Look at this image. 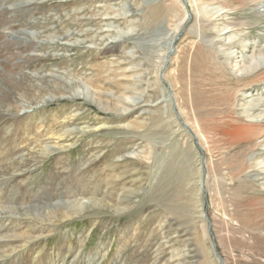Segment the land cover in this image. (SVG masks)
I'll return each mask as SVG.
<instances>
[{
  "label": "rangeland",
  "instance_id": "obj_1",
  "mask_svg": "<svg viewBox=\"0 0 264 264\" xmlns=\"http://www.w3.org/2000/svg\"><path fill=\"white\" fill-rule=\"evenodd\" d=\"M182 1L191 12L192 6ZM173 2L174 0H0V13L9 11L7 17L11 19L9 24L0 25V51L3 53L0 56V202L33 197L42 191L43 186L46 191L56 190L61 187V181L63 188L76 190L84 185L90 188L100 185L101 192L113 191V196L116 197L121 193L122 180L113 179V172L107 171L105 167L110 162L122 163V167L117 168L116 172L126 168L129 170L125 176L126 187L141 189L126 200L133 204L130 210L115 213L105 209L98 211L96 207L88 210L87 216L67 219L61 223L62 233L85 238V251L90 255L94 254L96 245L108 243L110 253L102 264H111L118 251L120 264H202L200 222L196 220L188 224L166 210L172 197V190L167 187L169 174L172 170L176 173L181 166L185 167L179 151H174L172 157L162 162L158 175L154 174L152 179V163L168 151L163 144L169 141L161 143L157 139L142 136L146 130L138 132L129 128L107 127L117 123L122 125L133 118L150 119L157 113L156 109L159 110L162 104L154 105L157 86L151 64L162 60L159 75L162 77V84L167 87V99L178 121L181 122V118L183 120L177 113L182 98L179 86L174 82L175 75L177 77L175 72L181 70V54L188 45L191 46L198 40L199 31L197 28H190L193 21L186 19L182 23L184 26L181 25L176 33L177 36H171L170 27L176 18L170 14L155 17L153 11L158 6ZM34 3L36 7L32 6ZM216 6L215 3H208L204 8L213 12ZM234 17L247 23L241 31H229L232 35L234 33L235 42L245 45V49L240 45L233 48L236 58L242 61L249 55L264 53V1L241 8L235 12ZM203 27L201 36L219 52V45H223L227 34L217 32V27L213 24L205 23ZM17 42L25 46L35 44L24 54L19 52ZM7 43H10V48H6ZM26 54L33 59L28 61ZM5 62L21 66L10 71ZM203 64L198 66L201 68L197 74L204 79L197 77L196 81L201 80L202 83L205 80V87H201L209 90L211 105L219 106L224 101L223 94H229L231 88L236 86L231 78L236 73L235 69L233 73L225 70L229 73L225 78L224 71L211 60L205 63L212 64L208 65L210 72ZM201 69L204 72H200ZM101 70V75H105L106 80H96L91 84L90 78L93 79L96 72ZM122 73L131 75V78L127 80ZM164 74L168 80L163 77ZM214 77H218V81ZM220 77L222 81L225 80L223 83ZM119 79L125 80L124 85L127 83L124 93L123 88L116 84ZM109 80L115 83L111 85ZM14 83H19L27 90L26 94ZM94 85L101 86L98 89L101 95ZM241 89L236 94L235 105L228 112L226 120H244L248 114L263 119L264 80ZM58 90L61 92L57 93ZM214 95L217 98L212 97ZM104 108L106 111H103ZM71 113L80 118L71 128L102 122H106L107 126L85 135L73 133L62 139L52 137L51 133H59L65 129L61 120L63 115ZM154 130L158 134L162 129L158 127ZM36 135L41 136L43 142H36ZM44 141L62 142L67 149L44 156ZM236 145L228 150L222 149L224 144L216 145L211 154L206 153L203 148L198 149L204 166L209 162L227 163V158L239 157L244 152L245 159L254 164V168L247 170L244 176L227 182L230 188L223 192L225 195L229 194L227 197L223 194L219 198L212 192L213 177L211 175L207 178L203 208L210 219L212 233H215L211 250H214V246V251L220 255V259H217L224 260L225 264H264V150L260 145L253 149L246 143ZM247 148L248 151H245ZM146 154L151 159L144 161L137 157ZM12 162L20 165L14 166ZM65 165L67 167L63 169ZM110 182L114 185L109 186ZM221 200L226 203L227 216L224 217L219 209ZM61 206V203H51L42 208L44 211L35 215L40 218L49 209ZM34 210L28 211L31 217ZM26 217L21 216L23 219ZM90 220L96 221L91 224ZM256 222H260L259 226ZM7 225L5 224V228L10 230L11 227ZM220 234L224 237L221 238ZM56 243L58 241L53 239L47 247L55 246ZM11 262L12 258H6L0 264H12Z\"/></svg>",
  "mask_w": 264,
  "mask_h": 264
},
{
  "label": "bare ground",
  "instance_id": "obj_2",
  "mask_svg": "<svg viewBox=\"0 0 264 264\" xmlns=\"http://www.w3.org/2000/svg\"><path fill=\"white\" fill-rule=\"evenodd\" d=\"M184 1L187 5L192 6L191 12L186 5L184 6V2L182 0H174L172 4H163L161 6H158L157 8H154V11L152 10L155 17H158L161 14L162 16L163 14H170L172 15V17L176 18L175 22L172 23L173 25L170 23L172 25L170 27L172 29V37L177 36L176 33L180 30L181 25H183L182 23L186 19H188V21L190 19V21H193L190 28H197V31H199L198 40L194 43L192 42L193 44L191 46L188 45V48L181 54V70L175 72L177 73V77L175 75L176 79L174 82L175 84H178L182 98V102L180 104V107L177 109V113H179V117H183V120L181 118V122L178 121L176 114L172 110V105L167 99V87L162 84V77H160L159 75V73H161L160 71H162V60L153 65L151 64V68L153 69L152 74L154 75V83L157 86V96H154L155 104H153L162 105L159 110L156 109L157 113L153 114L150 119L145 120L141 118H133L132 121L126 122L122 125L117 123V125L111 126H107L106 122L93 125L88 123L81 127L74 126L71 128L73 123L79 121L80 118L72 113L65 114V116L63 115V118L61 120L63 125H65V129H63L59 133H51V136L57 139H62L64 137L66 138L72 135L73 133L85 135L86 133L93 132L106 125L108 128L118 129L119 127H122L129 128L135 131L146 130L144 133L146 135L143 134L142 136H147L150 139L153 138V140L157 139L161 143H165V140H167V142L169 141L167 144H163V147L165 149L168 148V151H166L164 155H161L163 156L162 158L160 157L159 160H157L156 162L154 160V162L152 163V169L150 170L151 178L154 179V174H156V176L158 175V169L161 167L162 162H164L166 158L172 157L174 151L178 150L179 157L180 155L182 156L181 160L185 167L181 166V169L175 171L176 173H173L174 170H172L173 172L169 174L167 187L169 186L171 188L172 197L166 205V210L169 214L176 216L179 219H183L182 221L186 223L188 222V224L196 220L200 222V226L202 228V237L198 238L200 239L203 251L202 264H225L224 260L221 261L217 259V256L219 255L218 252L216 251V256V252L213 249L211 250V243H213L214 239L213 234L215 233H212L210 219L207 217L203 208V194L205 193V184L207 182V178L212 175L214 183L211 187L212 192H214L220 198L221 195L224 194L223 192L230 188V184H227V182L229 181L230 183V181H233L235 178L243 175L247 170L254 168V164H252L253 162L250 163L245 159L244 152V154L240 155L239 157L236 156L235 158H227L229 159V162L227 163L221 161V163L209 162L206 164V166H204V162L203 164L201 162L198 149L202 150L203 148L206 153L211 154L210 152L212 151L214 146L216 147V145L224 144V146L226 147L223 146L222 149L225 148L228 150L233 145L237 146L236 144L246 143V145H249L250 149H253L255 146L260 145L264 150V118H256L248 114L245 115L247 118L244 120L237 118H235L236 122L226 120V118L228 117V112H230L235 105L236 94L242 90L241 88L247 87L251 83L264 80V53L259 55L252 54L249 55L246 60L240 61L233 53V48L236 45L240 44L234 41V33L232 35V33L230 34L229 32L230 29L234 32L241 31L242 28L247 24L246 22L242 21V19L238 20L236 17H234L236 11H239L241 8L246 6L249 7L255 2H263L264 0ZM208 3L217 4V8H213V12H209L204 8ZM32 6L36 7L35 3ZM8 12L9 11L0 13V25H7L11 22V19L7 17ZM205 23L216 25L217 32H222V35L227 34V36H225V42L223 43V45H219L220 48L218 47L220 49L219 52L216 51L213 46L207 44L205 37L201 36L200 34L201 29L204 28L203 25ZM216 29L214 28V30ZM192 33H195V31L192 30ZM1 43L0 48L2 47ZM34 44L32 45L30 43L27 44L28 46H25L21 44V42H17L18 49L20 50L19 52H22L24 54L28 49L32 48ZM8 47L10 48V43H7L6 48ZM240 47L244 48L245 45H240ZM2 54V51H0L1 57L3 56ZM31 59H33V57L28 55L27 60L30 61ZM159 59H161V57H159ZM210 60L213 64L217 65L220 70L224 71L223 73L225 74H223V76H225L226 74L229 75V71L233 73L234 69V73L236 72L231 77L236 82V86H233L231 88L229 94H223L224 101H222V104L220 103V105L216 107L211 105L212 103L209 90L202 88L203 85L205 87V80L201 83V80L204 78L200 77V75L198 76L197 74L199 73V69L201 68V66L200 68H198V66L202 65L204 62L207 64V61ZM205 63L203 65H205ZM4 64L9 67L10 71L14 68L18 69V67L21 66L20 64L12 65L9 62H5ZM208 65L205 66H207V70L209 69L208 72H210L211 68L210 66L208 67ZM225 70H227L228 72H226ZM200 72L204 71L202 70ZM101 73L102 70L97 71L94 78H90V83L92 84L93 81H99L101 79L105 81V75L102 76ZM122 75L127 80L131 78V75H127L125 73H122ZM163 77L166 78V74H164ZM197 77L201 78V80L196 81ZM206 77H208V75ZM210 77L213 76L210 75ZM221 77L220 80L221 83H223L225 80L222 81L223 79ZM15 82H18V80H15ZM116 82L119 88H123L122 93H124V89L127 88V83L124 85L125 80L119 79ZM109 83L112 85L115 82H110L109 80ZM212 84L213 83L211 80V85ZM14 85L17 88L23 89L25 91L23 93L26 94L27 90H25L19 83H14ZM206 85L209 84L207 83ZM94 86L97 90V93L101 95L100 91L98 90L101 86ZM60 92L61 90L57 91V93ZM212 97L215 98L216 95ZM103 111H106V109L104 108ZM124 111H126V109ZM121 118L124 119L123 117ZM122 119H120V121H124ZM40 121L43 120L41 119ZM222 124H224V126ZM158 127L162 130L161 132L158 131L157 134L155 132L156 130L154 129ZM39 141L43 142V139L41 140V136L36 135V142ZM240 147H242V145ZM248 148L245 151H248ZM64 149H67V146L63 145L62 142L51 143L49 141H44L43 150L45 152L43 153V155L48 156L51 152ZM137 157L139 160L144 161L151 159L150 155L148 157L147 154L138 155ZM20 162H22V160ZM13 163L14 162H12L11 164L14 166L20 165L19 163ZM158 163L159 165H156ZM121 165L122 163L110 162L105 167L108 169L107 171L113 172L111 174V177H113V179L122 180L120 187L121 193L120 195H116V197L113 196V191L101 192L99 189L100 185L92 188L84 185L80 190H76L70 187L63 188V186L61 185V181V187L57 188L56 190L49 189L48 191H46L44 190L45 186H43L42 191L40 193H36L33 197L22 198L20 201H17V199L16 201H14L12 199L5 203L0 202V261L2 259L12 258V264H102L110 253V245L104 242L99 243L98 245H96L94 254L90 255L85 251V246L87 243L85 238H83L82 236L73 237L68 235V233H62L60 231L62 226L61 223L67 219L87 216V211L96 207L98 211H100L101 209H105L106 211L115 213L130 210V207L133 204L130 202H126V200L130 195L137 194L141 189L126 187L125 176L127 173H129V170L126 168L121 172H116L117 168L122 167ZM66 167V165L63 166V169H65ZM263 169L264 166L262 167V170ZM105 181L107 182V179ZM3 184L4 183L2 182L1 185ZM108 185L113 186L114 184L110 182L108 183ZM226 195L224 194V196ZM227 196H229V194ZM111 200H115V202ZM54 202L61 203L62 206L49 209L48 212L41 214L40 218L36 217L35 213L44 211L45 209L42 208L50 206V204ZM220 203L221 206H219V209L223 217L227 216V210L225 208L226 203L224 204L223 200H221ZM33 209L35 210L32 215L33 217H31L28 211ZM25 215L27 216L25 219L21 218V216ZM88 216L91 217V215ZM90 221V223L93 224L96 220ZM256 223H258L259 226L260 222ZM5 224H8L11 227L10 230L5 228ZM254 228L258 229V227L255 226ZM220 237L223 238L224 236L222 237V235L220 234ZM53 239H56L58 243H56L55 246L47 247V245ZM262 239L264 238L262 237ZM177 254H179V251H177ZM178 256L180 257V255ZM119 258L120 252L118 251L116 258L111 264H120L121 260Z\"/></svg>",
  "mask_w": 264,
  "mask_h": 264
},
{
  "label": "water",
  "instance_id": "obj_3",
  "mask_svg": "<svg viewBox=\"0 0 264 264\" xmlns=\"http://www.w3.org/2000/svg\"><path fill=\"white\" fill-rule=\"evenodd\" d=\"M214 250H215V247L213 246ZM216 252V251H215ZM216 256H217V252H216ZM218 259H220V256L218 255L217 256Z\"/></svg>",
  "mask_w": 264,
  "mask_h": 264
}]
</instances>
